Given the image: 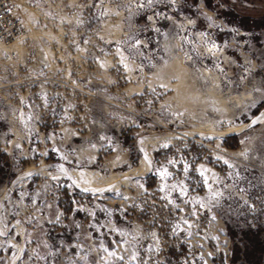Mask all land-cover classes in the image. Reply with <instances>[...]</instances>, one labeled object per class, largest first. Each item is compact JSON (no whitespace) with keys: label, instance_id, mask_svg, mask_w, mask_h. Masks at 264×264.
Listing matches in <instances>:
<instances>
[{"label":"rangeland","instance_id":"obj_1","mask_svg":"<svg viewBox=\"0 0 264 264\" xmlns=\"http://www.w3.org/2000/svg\"><path fill=\"white\" fill-rule=\"evenodd\" d=\"M170 1L15 0L0 264H264V0Z\"/></svg>","mask_w":264,"mask_h":264},{"label":"built area","instance_id":"obj_2","mask_svg":"<svg viewBox=\"0 0 264 264\" xmlns=\"http://www.w3.org/2000/svg\"><path fill=\"white\" fill-rule=\"evenodd\" d=\"M169 2L172 1L158 0L157 7H160L161 9L165 8L166 4H169ZM140 8L143 7L141 6ZM205 16L210 23V28L213 29L209 31L206 27L205 30H196L193 34L191 33L193 37L188 39L191 41L192 45L196 42L201 45V48H198V58L202 61L203 66H205L206 60L210 57L215 59L222 55L223 47L217 42V38L220 34L228 32L222 21L215 19L213 16L211 17L210 14L205 13ZM179 18L185 20L184 24L181 25L182 27L193 29L196 25L197 20L184 18L183 14H180ZM154 24L157 23L154 22ZM24 32L25 25L19 15L18 6L15 0H0V61L6 62V64H14L17 61L18 50L16 45ZM236 37L238 36L236 35ZM228 60L229 63L235 62V60ZM233 76L234 75L230 70V74L228 73L227 75V81H232L234 79Z\"/></svg>","mask_w":264,"mask_h":264},{"label":"trees","instance_id":"obj_3","mask_svg":"<svg viewBox=\"0 0 264 264\" xmlns=\"http://www.w3.org/2000/svg\"><path fill=\"white\" fill-rule=\"evenodd\" d=\"M228 140H231V141H233V145H226L228 148H231V149H233V148H235L237 145H238V140H239V137L238 136H236V135H233V136H229V137H227V138H225L224 139V144H227V141ZM256 247L257 248H260V245L259 244H256ZM254 250H256V249H254Z\"/></svg>","mask_w":264,"mask_h":264},{"label":"snow or ice","instance_id":"obj_4","mask_svg":"<svg viewBox=\"0 0 264 264\" xmlns=\"http://www.w3.org/2000/svg\"><path fill=\"white\" fill-rule=\"evenodd\" d=\"M204 171H205V170H201V175L204 174ZM185 172H187V167L185 168ZM167 175H168V173H167L166 170H164V171L161 173V176H162V177H166ZM172 187L175 188L176 186L173 185ZM161 191H163V189H161ZM109 255H114V253H109Z\"/></svg>","mask_w":264,"mask_h":264}]
</instances>
